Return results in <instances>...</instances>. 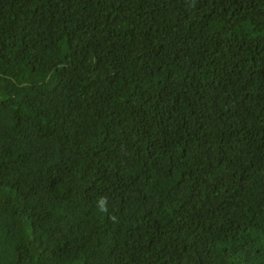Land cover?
<instances>
[{
    "label": "trees",
    "instance_id": "obj_1",
    "mask_svg": "<svg viewBox=\"0 0 264 264\" xmlns=\"http://www.w3.org/2000/svg\"><path fill=\"white\" fill-rule=\"evenodd\" d=\"M0 264H264V0H0Z\"/></svg>",
    "mask_w": 264,
    "mask_h": 264
},
{
    "label": "clouds",
    "instance_id": "obj_2",
    "mask_svg": "<svg viewBox=\"0 0 264 264\" xmlns=\"http://www.w3.org/2000/svg\"><path fill=\"white\" fill-rule=\"evenodd\" d=\"M97 206L100 212L106 213L108 211V198L106 196L99 198ZM112 219H115V217L113 216Z\"/></svg>",
    "mask_w": 264,
    "mask_h": 264
}]
</instances>
